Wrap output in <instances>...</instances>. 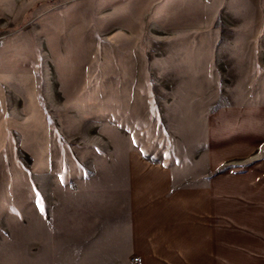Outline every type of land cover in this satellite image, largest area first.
Segmentation results:
<instances>
[{
  "label": "rangeland",
  "instance_id": "1",
  "mask_svg": "<svg viewBox=\"0 0 264 264\" xmlns=\"http://www.w3.org/2000/svg\"><path fill=\"white\" fill-rule=\"evenodd\" d=\"M247 102L264 0H0V264L62 262L130 150L166 159L202 109Z\"/></svg>",
  "mask_w": 264,
  "mask_h": 264
},
{
  "label": "crops",
  "instance_id": "2",
  "mask_svg": "<svg viewBox=\"0 0 264 264\" xmlns=\"http://www.w3.org/2000/svg\"><path fill=\"white\" fill-rule=\"evenodd\" d=\"M193 127L166 159L130 150L123 196L54 264H264V103L202 109Z\"/></svg>",
  "mask_w": 264,
  "mask_h": 264
},
{
  "label": "built area",
  "instance_id": "3",
  "mask_svg": "<svg viewBox=\"0 0 264 264\" xmlns=\"http://www.w3.org/2000/svg\"><path fill=\"white\" fill-rule=\"evenodd\" d=\"M139 261H140L139 255L133 256V258H132L133 264H139Z\"/></svg>",
  "mask_w": 264,
  "mask_h": 264
}]
</instances>
